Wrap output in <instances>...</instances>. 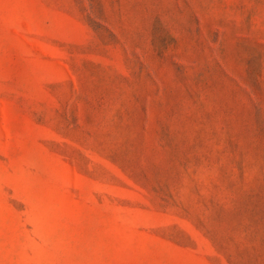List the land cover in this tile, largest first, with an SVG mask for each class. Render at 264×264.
<instances>
[{
    "label": "rangeland",
    "instance_id": "obj_1",
    "mask_svg": "<svg viewBox=\"0 0 264 264\" xmlns=\"http://www.w3.org/2000/svg\"><path fill=\"white\" fill-rule=\"evenodd\" d=\"M0 264H264V0H0Z\"/></svg>",
    "mask_w": 264,
    "mask_h": 264
}]
</instances>
